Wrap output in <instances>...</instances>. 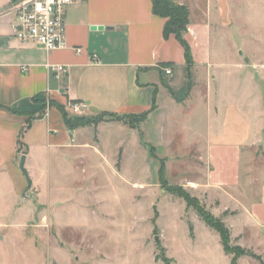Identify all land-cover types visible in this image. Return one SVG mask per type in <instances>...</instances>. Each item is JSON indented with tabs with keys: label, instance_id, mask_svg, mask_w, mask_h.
<instances>
[{
	"label": "crops",
	"instance_id": "obj_1",
	"mask_svg": "<svg viewBox=\"0 0 264 264\" xmlns=\"http://www.w3.org/2000/svg\"><path fill=\"white\" fill-rule=\"evenodd\" d=\"M15 1L0 0V180L4 161L24 154L27 166L40 150L45 159L57 154L74 155L76 161L91 155L119 159L122 145L109 159L102 133L116 132L120 143L125 135L134 136L137 146L152 147L157 157V148L183 144L196 149L206 167L203 182L190 190L229 229L232 244L264 264V97L257 76L252 80L242 63L218 58L220 48L211 46L215 28L230 26L233 7L243 0H173L189 12L183 34L189 67L182 44L172 34L163 36L166 18L153 13L151 0L69 5L65 45L53 51L13 34ZM56 65L65 71L56 74ZM237 72L241 79H231ZM45 100L50 104L42 108ZM68 101L86 103L85 114L71 115ZM149 110L139 128L118 121L69 129L63 117Z\"/></svg>",
	"mask_w": 264,
	"mask_h": 264
},
{
	"label": "rangeland",
	"instance_id": "obj_2",
	"mask_svg": "<svg viewBox=\"0 0 264 264\" xmlns=\"http://www.w3.org/2000/svg\"><path fill=\"white\" fill-rule=\"evenodd\" d=\"M233 8L234 20L215 28L211 46L220 48L218 58L242 63L252 80L257 76L264 97V0H243ZM231 79H241L240 72ZM48 104L41 102L42 108ZM100 118L98 123H119L110 115ZM130 121L135 128L143 122L138 116ZM87 133L93 137L92 130ZM101 137L109 159L122 145L119 159L99 161L91 155L76 161L74 155L65 159L59 154L45 159L37 151V159L26 163L28 191L19 169L21 155L4 161L0 264H229L218 233L177 196L185 192L211 211L190 190L203 182L206 171L196 149L174 144L157 148V157L152 147L137 146L134 136L125 135L123 143L116 132ZM237 262L260 264L247 255Z\"/></svg>",
	"mask_w": 264,
	"mask_h": 264
},
{
	"label": "trees",
	"instance_id": "obj_3",
	"mask_svg": "<svg viewBox=\"0 0 264 264\" xmlns=\"http://www.w3.org/2000/svg\"><path fill=\"white\" fill-rule=\"evenodd\" d=\"M152 1V10L153 13L159 15L161 17L166 18V22L163 27V36L167 38L169 35H174L175 38L182 44L185 53V59L187 63V67L191 64V55L187 42L183 38V34L186 30V26L188 24L189 12L186 6L179 5L173 0H151ZM190 86V85H189ZM153 106L150 110H152ZM149 111H145L138 115H113V114H101V115H110L113 119L123 122V124L128 125L130 128H135V121H130L131 118L140 117L143 121L146 119ZM101 115L92 118H68L66 113H63L64 121L69 129H73L79 126H87V125H96L102 119ZM151 154L154 155V149L151 148ZM155 156V155H154ZM169 192H176L174 188H168ZM177 196L183 199L186 203L187 207H192L196 214L202 219V221L215 230L220 238V242L225 254L230 256L229 264H238V258L241 256H250L256 259L260 264H263L260 256L254 254L253 252L242 248L239 245H232L230 243V233L229 229L225 226V224L221 221V219L215 217L212 213L206 210L202 205H200L195 198H191L185 192H178ZM190 234H192V226L189 225Z\"/></svg>",
	"mask_w": 264,
	"mask_h": 264
},
{
	"label": "built area",
	"instance_id": "obj_4",
	"mask_svg": "<svg viewBox=\"0 0 264 264\" xmlns=\"http://www.w3.org/2000/svg\"><path fill=\"white\" fill-rule=\"evenodd\" d=\"M79 0H16L12 6L13 34L23 40L40 44L46 51H53L65 45L64 15L66 8ZM79 51V49H76ZM56 74L63 73V65L52 67ZM170 73L169 68H165ZM68 112L83 116L87 110L82 101H68Z\"/></svg>",
	"mask_w": 264,
	"mask_h": 264
},
{
	"label": "water",
	"instance_id": "obj_5",
	"mask_svg": "<svg viewBox=\"0 0 264 264\" xmlns=\"http://www.w3.org/2000/svg\"><path fill=\"white\" fill-rule=\"evenodd\" d=\"M99 29H101L102 27H98ZM19 169L22 172V174L24 175L25 179H26V189L25 191H28L31 188V180L29 177V173L27 171V168L25 166V155L22 154L20 157V161H19ZM155 241L157 242V244L159 245V239L157 236H155Z\"/></svg>",
	"mask_w": 264,
	"mask_h": 264
}]
</instances>
